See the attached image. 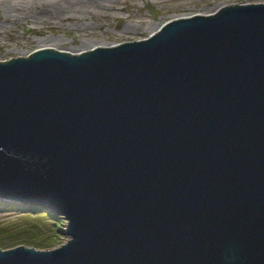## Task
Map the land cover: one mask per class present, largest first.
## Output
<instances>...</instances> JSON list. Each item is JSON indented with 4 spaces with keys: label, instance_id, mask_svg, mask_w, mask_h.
Returning <instances> with one entry per match:
<instances>
[{
    "label": "water",
    "instance_id": "water-1",
    "mask_svg": "<svg viewBox=\"0 0 264 264\" xmlns=\"http://www.w3.org/2000/svg\"><path fill=\"white\" fill-rule=\"evenodd\" d=\"M0 200L67 237L0 264H264V2L0 61Z\"/></svg>",
    "mask_w": 264,
    "mask_h": 264
},
{
    "label": "rangeland",
    "instance_id": "rangeland-1",
    "mask_svg": "<svg viewBox=\"0 0 264 264\" xmlns=\"http://www.w3.org/2000/svg\"><path fill=\"white\" fill-rule=\"evenodd\" d=\"M259 2L264 0H0V61L22 58L43 46L77 53L90 49V44L102 47L140 40L175 17ZM14 221V213L0 211V224ZM63 228L50 247L28 242L20 246L56 247L67 239Z\"/></svg>",
    "mask_w": 264,
    "mask_h": 264
},
{
    "label": "trees",
    "instance_id": "trees-1",
    "mask_svg": "<svg viewBox=\"0 0 264 264\" xmlns=\"http://www.w3.org/2000/svg\"><path fill=\"white\" fill-rule=\"evenodd\" d=\"M0 211H10L16 215V221L0 224V249L11 248L22 242L40 248L50 247L58 239L60 226H64L61 217L47 210L41 211L38 206H18L0 200ZM38 230L42 231L41 235Z\"/></svg>",
    "mask_w": 264,
    "mask_h": 264
},
{
    "label": "bare ground",
    "instance_id": "bare-ground-1",
    "mask_svg": "<svg viewBox=\"0 0 264 264\" xmlns=\"http://www.w3.org/2000/svg\"><path fill=\"white\" fill-rule=\"evenodd\" d=\"M19 6V5H18ZM51 44V43H50ZM44 45V44H43ZM92 46H94L93 44H90V46L89 47H92Z\"/></svg>",
    "mask_w": 264,
    "mask_h": 264
}]
</instances>
